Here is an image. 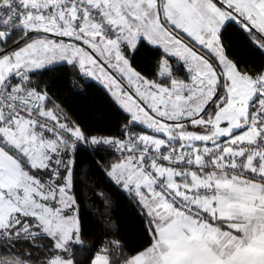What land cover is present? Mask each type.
<instances>
[{
  "label": "snow or ice",
  "instance_id": "obj_1",
  "mask_svg": "<svg viewBox=\"0 0 264 264\" xmlns=\"http://www.w3.org/2000/svg\"><path fill=\"white\" fill-rule=\"evenodd\" d=\"M56 79L99 86L118 130L86 131ZM82 152L139 247L95 185L86 226ZM0 264H264V0H0Z\"/></svg>",
  "mask_w": 264,
  "mask_h": 264
},
{
  "label": "trees",
  "instance_id": "obj_2",
  "mask_svg": "<svg viewBox=\"0 0 264 264\" xmlns=\"http://www.w3.org/2000/svg\"><path fill=\"white\" fill-rule=\"evenodd\" d=\"M233 50H235V46H233ZM154 58L153 52L144 48L136 55L135 63L141 69L148 71ZM62 84L61 79H56L55 85L59 88V94L64 103L74 118L81 122L86 131L93 135H109L118 130L123 122V113L113 105L99 86L84 88L78 83L76 92H73L67 87H61ZM76 93H86V95ZM93 159L98 158L84 152L78 156L81 170L87 171L89 174V184L80 190L84 198L82 212L85 224L89 229H96L95 220L98 216L96 208L99 207V201L92 194V186L95 185V190H102L109 197L108 208H100V211H103L105 216L110 217L118 225L126 246L135 249L145 239L141 218L135 214V208L129 204L127 199L107 183L106 178L93 163Z\"/></svg>",
  "mask_w": 264,
  "mask_h": 264
}]
</instances>
